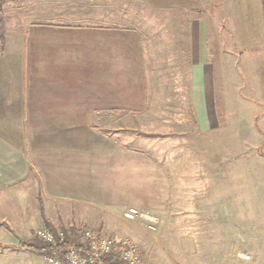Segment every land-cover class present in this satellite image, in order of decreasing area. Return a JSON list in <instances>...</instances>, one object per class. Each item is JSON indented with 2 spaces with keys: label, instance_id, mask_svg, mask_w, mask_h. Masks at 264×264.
I'll list each match as a JSON object with an SVG mask.
<instances>
[{
  "label": "crops",
  "instance_id": "obj_1",
  "mask_svg": "<svg viewBox=\"0 0 264 264\" xmlns=\"http://www.w3.org/2000/svg\"><path fill=\"white\" fill-rule=\"evenodd\" d=\"M37 2L0 44V213L25 235L47 227L42 212L52 229L106 234L129 207L195 212L172 191L192 181L185 164L207 165L193 144L219 128L217 89L242 52L230 39L241 22L264 34L262 0ZM188 121L200 135L184 138Z\"/></svg>",
  "mask_w": 264,
  "mask_h": 264
},
{
  "label": "rangeland",
  "instance_id": "obj_2",
  "mask_svg": "<svg viewBox=\"0 0 264 264\" xmlns=\"http://www.w3.org/2000/svg\"><path fill=\"white\" fill-rule=\"evenodd\" d=\"M32 1H38L37 10L33 8L38 13L56 0H8L3 4L5 25L15 10L21 13L19 8L29 9ZM239 26L241 37L237 41L230 39L229 46L236 53L242 51L240 61L233 65L230 62V85L217 89L221 91L215 102L219 128L207 132L208 141L193 144L198 154H205L197 160L207 165L185 164L182 175H192V181H183L181 188L172 191V197L176 193L184 198L183 208L192 200L197 210L176 216L177 208L173 207L166 218H161L144 208L158 221L124 217L127 224L119 222L118 232L107 234L138 244L146 264H264V34L258 20L241 22ZM183 126L184 138L200 135L191 121ZM134 144L143 146L141 141ZM15 198L8 199L15 206L16 201H25ZM9 217H13L11 212L4 216L0 213V241L4 242L0 264H46L44 256L37 252L14 249L20 245L19 239L24 243L37 238L36 230L25 235L19 230L16 233V223ZM240 253L250 259L241 260Z\"/></svg>",
  "mask_w": 264,
  "mask_h": 264
},
{
  "label": "built area",
  "instance_id": "obj_3",
  "mask_svg": "<svg viewBox=\"0 0 264 264\" xmlns=\"http://www.w3.org/2000/svg\"><path fill=\"white\" fill-rule=\"evenodd\" d=\"M124 217L128 220L141 218L158 221L156 216L137 207H129ZM35 234L51 245L50 251L44 256L46 264H104V259L115 252L123 264H146L139 245L134 241L116 239L95 228H84V246L64 245L66 235L63 231L55 234L48 228H39ZM238 257L241 260L250 259L245 253H240Z\"/></svg>",
  "mask_w": 264,
  "mask_h": 264
},
{
  "label": "trees",
  "instance_id": "obj_4",
  "mask_svg": "<svg viewBox=\"0 0 264 264\" xmlns=\"http://www.w3.org/2000/svg\"><path fill=\"white\" fill-rule=\"evenodd\" d=\"M8 0H0V44L2 45L5 41V32H6V25H5V17H4V10H3V4ZM263 3V10H264V0H262ZM43 214V219L47 225L46 228L51 230L53 233L57 234L60 231H63L66 235V239L64 242V245H76V246H84L86 245V242L84 240L83 236V230L84 228H76L71 227L69 229L63 228L62 230H56L52 229L49 226L48 219ZM21 247L24 248L26 251H34L38 254L45 256L47 252L50 251L51 245L40 238H35L33 241H26L21 244ZM104 264H123L122 260L119 257L118 253H113L109 256H107L104 259Z\"/></svg>",
  "mask_w": 264,
  "mask_h": 264
}]
</instances>
